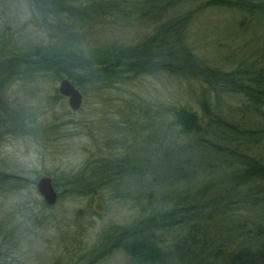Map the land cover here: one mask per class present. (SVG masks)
Masks as SVG:
<instances>
[{"label": "rangeland", "instance_id": "374dc122", "mask_svg": "<svg viewBox=\"0 0 264 264\" xmlns=\"http://www.w3.org/2000/svg\"><path fill=\"white\" fill-rule=\"evenodd\" d=\"M110 1L117 2L104 14L77 22L63 14L50 16L43 0H0V178L26 181L21 187L0 184V264H129L121 252L95 260L99 244L113 230L193 194L195 184L207 189L208 198L226 192L227 168H199L209 157L189 151L182 139V153L181 148L169 152L178 140L163 111L183 106L205 116L200 101L209 96L202 83L164 75L110 88L91 86L81 92L83 106L73 113L67 99H56L63 78L21 64L23 59L30 64L39 52L49 54L50 48L102 60L104 49L137 46L145 27L140 0ZM242 19L239 12L220 9L195 19L191 41L208 65L230 69L258 57L264 19L240 27ZM56 26L65 27L63 34ZM222 103L230 114L238 107L234 100ZM44 177L59 194L53 207L42 204L36 188ZM81 177L97 194L90 198L71 187V180ZM96 196L103 197L101 215L93 210ZM259 223L241 226L256 231L253 224Z\"/></svg>", "mask_w": 264, "mask_h": 264}, {"label": "trees", "instance_id": "16d2710c", "mask_svg": "<svg viewBox=\"0 0 264 264\" xmlns=\"http://www.w3.org/2000/svg\"><path fill=\"white\" fill-rule=\"evenodd\" d=\"M43 1L50 16L63 14L77 22L104 14L112 2H117ZM140 2L138 14L145 27L144 40L137 46L109 47L101 51L102 60L50 48L49 54L39 52L31 57L35 60L30 64L27 59L21 64L69 80L80 92L91 86L126 85L141 76L170 75L202 83L209 96L200 101L205 116L183 106L171 105L163 111L168 131L178 140L169 152L176 153L184 146H179L182 139L189 151L199 150L209 157L196 165L199 168L210 172L227 168L229 173L224 177L228 184L225 193L218 188L225 196L213 198H208L207 189H198L195 184L193 194L169 206L153 208L148 217L131 226L116 228L99 244L95 260L121 252L129 264H264V45L256 59L218 69L203 60L191 41V27L200 13L217 9L239 12L243 27L264 19V0ZM56 27L63 34L61 28L65 27ZM223 100L238 103L232 114L224 110ZM85 179L73 178L71 187L91 198L97 190L90 183H82ZM11 182L21 187L26 181L8 175L0 178L1 186ZM248 220L262 223L253 224L256 231H247L241 225Z\"/></svg>", "mask_w": 264, "mask_h": 264}, {"label": "water", "instance_id": "95a60500", "mask_svg": "<svg viewBox=\"0 0 264 264\" xmlns=\"http://www.w3.org/2000/svg\"><path fill=\"white\" fill-rule=\"evenodd\" d=\"M58 90L62 97L68 99L69 108L73 113L81 110L83 106V95L69 80H62ZM36 188L47 207H53L59 201V194L55 189L52 179L48 177L40 179L36 184ZM93 210L100 215L104 212L103 197H95Z\"/></svg>", "mask_w": 264, "mask_h": 264}]
</instances>
